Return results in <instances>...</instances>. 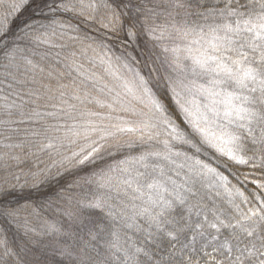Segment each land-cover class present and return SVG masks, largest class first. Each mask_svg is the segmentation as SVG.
<instances>
[{
  "label": "snow or ice",
  "instance_id": "snow-or-ice-1",
  "mask_svg": "<svg viewBox=\"0 0 264 264\" xmlns=\"http://www.w3.org/2000/svg\"><path fill=\"white\" fill-rule=\"evenodd\" d=\"M0 264H264V0H0Z\"/></svg>",
  "mask_w": 264,
  "mask_h": 264
}]
</instances>
